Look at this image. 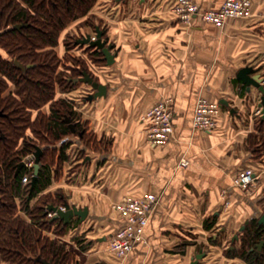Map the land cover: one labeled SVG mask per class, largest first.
Segmentation results:
<instances>
[{
	"label": "crops",
	"instance_id": "0c3cea01",
	"mask_svg": "<svg viewBox=\"0 0 264 264\" xmlns=\"http://www.w3.org/2000/svg\"><path fill=\"white\" fill-rule=\"evenodd\" d=\"M106 1L93 9L115 61L91 62L89 69L107 86V94L90 98L94 89L80 81L88 90L67 95L100 149L86 147L85 157L77 159L84 144L71 135V158L46 190L63 189L67 202L88 207V214L74 216L59 239L85 264L245 263L223 249L237 247L240 239L233 241L234 234L264 212V155L257 157L251 144L264 120L263 93L238 76L248 67L264 85V0H251L248 13L230 19L223 29L200 20L186 25L173 11L177 0ZM194 1L210 8L224 2ZM171 96L173 136L164 145H151L144 115L156 101ZM200 96L221 104L212 131L193 125ZM182 159L187 166L179 165ZM246 168L255 172L248 191L233 183ZM149 192L159 200L143 239L120 259L107 248L123 224L111 203ZM205 221L213 227L206 228Z\"/></svg>",
	"mask_w": 264,
	"mask_h": 264
},
{
	"label": "trees",
	"instance_id": "16d2710c",
	"mask_svg": "<svg viewBox=\"0 0 264 264\" xmlns=\"http://www.w3.org/2000/svg\"><path fill=\"white\" fill-rule=\"evenodd\" d=\"M98 1L0 0L1 262L44 264L38 259L41 258L53 264H85L59 239L68 231L71 221L64 223L63 219L48 215L49 204L64 206L67 202L63 190H46L62 175L64 161L71 158L68 151L71 135L78 136L84 144L76 153L77 159L85 157L86 147L100 149L99 139L88 131V122L81 119L74 101L55 98L56 82L67 91L75 87L73 78L80 76L83 70L94 76L82 62L80 66H69L71 74L56 80L59 56L55 47L62 30L72 20L86 15ZM16 24L25 25L16 28ZM88 51L96 65L106 63L100 49L88 45ZM15 59L25 65V69L18 66ZM11 83L14 88L10 87ZM47 103L50 110L46 112L41 108ZM36 110L37 115L33 116ZM68 117L75 131L66 121ZM253 135V151L260 153L258 146H264V120L259 124V132ZM37 146L42 148L41 166L35 186L31 188L34 165L19 167V163L22 157L33 154ZM79 166L76 164L70 171ZM25 176L28 177L26 182ZM213 225L205 221L206 228ZM240 233V245L227 250V255L241 257L247 264H264V245L258 249L264 230L257 218H251Z\"/></svg>",
	"mask_w": 264,
	"mask_h": 264
},
{
	"label": "built area",
	"instance_id": "2783aa9c",
	"mask_svg": "<svg viewBox=\"0 0 264 264\" xmlns=\"http://www.w3.org/2000/svg\"><path fill=\"white\" fill-rule=\"evenodd\" d=\"M251 0H224L217 8L202 7L194 0H177L173 11L178 18L188 26L195 20H200L223 29L232 18L246 15L249 11ZM92 39L96 32L91 33ZM173 97L162 98L156 101L145 113L147 123V141L156 146L164 145L174 133ZM261 111V110H260ZM221 104L217 101L200 96L196 100L193 125L196 129L212 131L218 127ZM34 161L27 162L31 166ZM188 161L182 159L180 166H187ZM28 177H24L26 182ZM255 182L253 168H246L233 178V183L244 190H250ZM159 200V195L154 192L140 196L124 195L113 205L120 213L123 224L110 238L107 248L118 258H124L135 245L143 239L144 229L149 221L151 211ZM63 207V206H61ZM54 212H48L52 216Z\"/></svg>",
	"mask_w": 264,
	"mask_h": 264
},
{
	"label": "water",
	"instance_id": "95a60500",
	"mask_svg": "<svg viewBox=\"0 0 264 264\" xmlns=\"http://www.w3.org/2000/svg\"><path fill=\"white\" fill-rule=\"evenodd\" d=\"M25 24H16L14 27L20 28ZM95 32H96V38L92 39L91 33H87L81 38H78L77 42L81 44H88L92 47H95L97 49H100L103 53V58L106 60L107 64H112L115 61V54L112 52V43H108L107 39L103 36V29L99 25H95ZM15 63L25 69V65H23L21 62H19L17 59H15ZM29 66V65H28ZM250 69L248 67L242 68L238 72V76L241 77L245 82H247L249 85L254 84L257 85L260 90L262 91V101L260 103L262 107V116L264 118V85L261 84L262 78L259 74L250 75L249 74ZM74 82H86L92 86L94 89V92L90 94V98L99 97L107 94V86L100 82L95 76H93L91 73H89L88 70H83L82 74L78 77L73 78ZM232 111H234V108H232ZM66 121L71 124V128L73 131H75L74 123L72 122V119L70 117L66 118ZM42 152V148L40 146H37V150L28 156L22 157L21 162L19 163V167L26 165L29 161H34V174L32 176L31 180V188L35 186L36 180L38 179V173L40 170V155ZM48 212H54L53 218L57 219H63L64 223H69L74 216H79L81 219H84L88 214V207H77L74 205H70L68 202L65 203L63 207L49 204L47 208ZM257 218V222L263 226L264 230V212H261L258 216H253ZM251 217V218H253ZM247 219L244 224L239 229V232L235 233L233 236V241L236 239H239L240 232H242L246 225L249 223L250 219ZM264 245V235L263 238L260 240L258 244V249L261 250L262 246ZM201 257V255H197L195 258V263L198 261V259ZM44 264H53L50 260L41 259Z\"/></svg>",
	"mask_w": 264,
	"mask_h": 264
},
{
	"label": "rangeland",
	"instance_id": "374dc122",
	"mask_svg": "<svg viewBox=\"0 0 264 264\" xmlns=\"http://www.w3.org/2000/svg\"><path fill=\"white\" fill-rule=\"evenodd\" d=\"M105 3H107L106 0H100L97 5H101V4H105ZM98 18H99L98 14L95 13V10L93 8H91L90 11L86 15H82V16L77 17L76 19L72 20L62 30V32L60 33L59 42H58L57 46L55 47V51L57 52V54L59 56V63H58L57 69L55 71V75H56L55 79L56 80H58L59 77L69 76L71 74V70L69 69V66H73V65L80 66L82 64V62H84L85 64H87L89 66V64L92 62V59L89 57L88 44L82 45V44L77 43L76 40L78 38H81L86 33H93L95 31V25L99 21ZM100 24H102V23H100ZM92 63H94V62H92ZM87 86L88 87L85 86L86 88L81 87V86H79V82H76V85L73 89H70V90L66 89L67 91H64L63 87L60 85V82H56L55 98H60V96H62L61 94H63V93L67 97V95L70 92H72L76 89L82 90L84 88V91L88 90L89 85H87ZM10 87L14 88V84L11 83ZM74 93H76V91H74ZM68 99H70V98H68ZM49 107H50V103H47L41 109L42 110H50ZM37 111L38 110H36L33 113V116L37 115ZM258 148L260 150H262V152L259 153V150H258V152L256 153L258 155L257 157H260L261 155L263 156L264 155L263 154L264 153V146H261V144H260L258 146ZM63 193L66 197V194H65L66 192L63 191ZM121 199H122V197L116 201H113L111 203L112 207L114 204L119 202ZM226 252H227V249H223V254L226 255ZM0 262H1V260H0ZM239 263L240 264H247L246 262L244 263V262H240V261H239ZM2 264H8V263L3 262Z\"/></svg>",
	"mask_w": 264,
	"mask_h": 264
},
{
	"label": "flooded vegetation",
	"instance_id": "af4514ba",
	"mask_svg": "<svg viewBox=\"0 0 264 264\" xmlns=\"http://www.w3.org/2000/svg\"><path fill=\"white\" fill-rule=\"evenodd\" d=\"M87 34V33H86ZM84 36V35H83ZM78 43V42H77Z\"/></svg>",
	"mask_w": 264,
	"mask_h": 264
}]
</instances>
